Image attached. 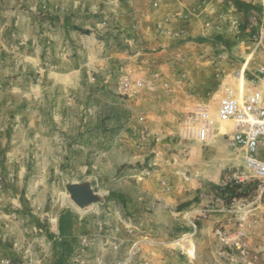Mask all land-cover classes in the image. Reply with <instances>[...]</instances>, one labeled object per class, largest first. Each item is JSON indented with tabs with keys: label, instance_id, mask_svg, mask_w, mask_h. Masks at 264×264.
Segmentation results:
<instances>
[{
	"label": "rangeland",
	"instance_id": "obj_1",
	"mask_svg": "<svg viewBox=\"0 0 264 264\" xmlns=\"http://www.w3.org/2000/svg\"><path fill=\"white\" fill-rule=\"evenodd\" d=\"M102 2L0 0L2 153L19 166L17 155H33L36 144L45 148L52 139L57 158L47 180L39 162H24L30 181L23 186L33 192L28 197H0L7 210L0 217L1 241L7 238L27 264H264V195L227 137L215 135L222 123L214 98L220 89L237 92L238 77L241 94L264 69V37L254 33L253 21H241L246 33L234 49H251L237 55L226 48L236 65L212 70L228 82L203 96L182 95L167 72L143 64L140 54L99 72L104 62L113 64L110 48L126 47L115 41L119 28ZM124 73L141 78L144 88L120 93ZM163 79L169 87L158 90ZM199 107L213 127L202 140L183 121ZM35 111L43 118H31ZM17 170L7 172L6 184L20 185ZM225 185L246 195L224 205L218 188ZM184 203L190 205L179 211ZM31 206L39 208L38 217L27 215ZM28 223L37 227L25 232ZM44 234L59 248L63 241L69 246L56 262H30V248Z\"/></svg>",
	"mask_w": 264,
	"mask_h": 264
},
{
	"label": "crops",
	"instance_id": "obj_2",
	"mask_svg": "<svg viewBox=\"0 0 264 264\" xmlns=\"http://www.w3.org/2000/svg\"><path fill=\"white\" fill-rule=\"evenodd\" d=\"M103 1V4L111 7L110 20L119 28L118 31H115L117 33L115 41L123 43L127 48H110L107 53L109 54V61H113V64L109 66L107 61L104 62L99 72L103 74V71H106L104 69H107L105 67H109V71H111L118 65L130 63L129 61L133 59L134 54H140L144 56L141 61L143 64L155 67L158 71L167 72V76L172 78V86L177 90L179 89V93L182 95L187 94V92H194L196 96H203L215 84L220 87L228 82L225 75L218 76L213 74L212 70L224 72L228 70V67L236 65L229 63V52L226 48L234 49L236 38H243V35L239 34L246 33L245 30L242 32L239 30L241 21L245 19L253 21L254 33L262 34L263 26L257 22V18H261L260 14L264 15V0ZM263 37L264 35H262ZM241 49L250 50L251 47L238 44L234 49L237 55L241 54ZM204 56L207 57L202 61ZM160 82L157 85L158 90L163 91L169 87V82L166 79ZM239 83L240 77H238L236 86L240 94ZM49 84L52 85V83ZM150 84L152 85L151 81ZM221 95V89L214 93L215 108ZM179 102L180 105L183 104L181 100ZM177 108L182 109L181 107ZM47 116L53 117L52 113L46 114ZM31 118L40 120L43 117L35 111L31 112ZM227 129H229V124L222 123L215 135L228 133ZM182 140L187 141L183 138ZM48 141L49 144L47 142L45 148L36 144L33 155L25 156L24 153L17 155L16 161L19 162V166L13 165L11 160L5 159L2 152H4L6 144H0V197L5 198L11 194V196L16 195L17 198H26L33 193L32 190H25L23 186L27 181H30V177L22 173L27 171L25 168H28L24 162L37 164L39 162V165L45 168L46 180L48 179V174H52V168L57 161L53 153L52 139ZM27 147L25 146V151ZM30 147L32 150V146ZM19 149L22 150L21 148L17 150ZM62 159V161L65 160ZM11 167L18 168L20 185L6 184L8 183L6 180L7 172ZM23 205V207H28L26 203ZM31 207L27 215L38 217L39 208ZM19 209L22 210L23 208L20 206ZM5 211L7 210L1 206L0 217L1 215L4 216ZM1 221L0 218V264H4V260L7 258L11 262L17 260L15 261L17 264H27V261H23L19 254L10 249L7 238L3 242L1 241L3 231ZM31 227L35 229L37 226L28 223L25 232ZM44 235L43 239L32 244L30 256L28 255L30 262L33 260L44 263L56 262L55 260L61 254V248L66 251L65 248L67 249L69 246V243L65 244L63 241L61 248H59L58 243H55L47 234ZM26 252L25 250L24 253L26 254ZM31 256L33 257L31 258Z\"/></svg>",
	"mask_w": 264,
	"mask_h": 264
},
{
	"label": "built area",
	"instance_id": "obj_3",
	"mask_svg": "<svg viewBox=\"0 0 264 264\" xmlns=\"http://www.w3.org/2000/svg\"><path fill=\"white\" fill-rule=\"evenodd\" d=\"M259 35L262 37L263 33ZM263 83L264 69H260L248 81V85L243 86L241 94L229 88L222 89L216 110L218 122L232 125L231 132L222 135L227 137L229 149L242 156L244 170L257 182L256 188L262 195H264ZM144 84V81L134 74L124 73L119 77L117 89L120 93L129 95L142 90ZM183 121L186 127H192L193 133L198 135L200 140L213 131L202 107L185 116ZM235 182L242 185L244 180L237 176ZM5 263L9 264L8 261Z\"/></svg>",
	"mask_w": 264,
	"mask_h": 264
},
{
	"label": "trees",
	"instance_id": "obj_4",
	"mask_svg": "<svg viewBox=\"0 0 264 264\" xmlns=\"http://www.w3.org/2000/svg\"><path fill=\"white\" fill-rule=\"evenodd\" d=\"M83 33L86 34L87 32H83ZM236 189H238V186H237V188H233L231 190V186L230 185H225L224 187L218 188V190L221 193V196L224 198V201H223L224 205H230L234 199L241 198V197H244L246 195L245 193L234 194ZM228 192L230 194H228ZM189 205H190V203L182 204L180 206V210L179 211H182L184 208L188 207Z\"/></svg>",
	"mask_w": 264,
	"mask_h": 264
},
{
	"label": "water",
	"instance_id": "obj_5",
	"mask_svg": "<svg viewBox=\"0 0 264 264\" xmlns=\"http://www.w3.org/2000/svg\"><path fill=\"white\" fill-rule=\"evenodd\" d=\"M78 202H79L80 205H82L83 204V198L81 197Z\"/></svg>",
	"mask_w": 264,
	"mask_h": 264
}]
</instances>
